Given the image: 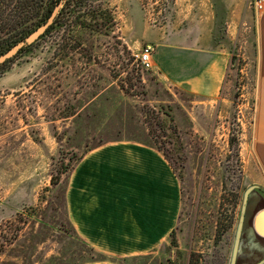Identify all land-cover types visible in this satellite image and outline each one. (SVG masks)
Returning a JSON list of instances; mask_svg holds the SVG:
<instances>
[{"label":"rangeland","instance_id":"obj_1","mask_svg":"<svg viewBox=\"0 0 264 264\" xmlns=\"http://www.w3.org/2000/svg\"><path fill=\"white\" fill-rule=\"evenodd\" d=\"M186 6L185 0H90L0 69V264L114 259L78 235L66 196L82 158L116 140L161 151L181 197L177 244L170 235L117 261L230 264L250 188L244 158L261 12L254 0H195L194 16L186 18L178 14ZM212 11L214 40L231 54L218 97L169 88L142 67L135 55L145 45L135 43L188 21L196 32H209ZM243 254L240 264L263 253Z\"/></svg>","mask_w":264,"mask_h":264},{"label":"crops","instance_id":"obj_2","mask_svg":"<svg viewBox=\"0 0 264 264\" xmlns=\"http://www.w3.org/2000/svg\"><path fill=\"white\" fill-rule=\"evenodd\" d=\"M185 1L187 6L178 14L191 18L195 0ZM214 18L212 11L209 32H196L195 23L188 21L180 29L162 28L140 39L135 47L148 43L155 46L151 69L165 86L218 97L231 54L214 40ZM253 81L244 173L246 181L254 186L250 196L255 208L264 204V11L257 17ZM69 178L67 207L76 232L90 246L114 258L88 264H121L119 258L146 253L162 244L177 225L180 182L164 154L152 145L133 140L100 145L82 158ZM244 241L248 244L246 256L262 252L258 259L264 257V238L253 240L247 232ZM251 241L255 247L249 246Z\"/></svg>","mask_w":264,"mask_h":264},{"label":"trees","instance_id":"obj_3","mask_svg":"<svg viewBox=\"0 0 264 264\" xmlns=\"http://www.w3.org/2000/svg\"><path fill=\"white\" fill-rule=\"evenodd\" d=\"M90 0H0V55L12 49L38 27L43 25L57 6H60L55 21L40 39L53 28L64 16L77 17ZM36 43V42H35ZM35 43L23 46L18 53L0 65L3 69L19 54L29 50ZM177 244L175 229L171 233ZM122 259V258H120Z\"/></svg>","mask_w":264,"mask_h":264},{"label":"water","instance_id":"obj_4","mask_svg":"<svg viewBox=\"0 0 264 264\" xmlns=\"http://www.w3.org/2000/svg\"><path fill=\"white\" fill-rule=\"evenodd\" d=\"M60 6H57L54 12L51 14V16L48 18V20L38 27L36 30L31 32L24 41L18 43L15 45L12 49L8 50L7 52L3 53L0 55V65L5 63L7 60L13 58L18 51L24 46V44H33L37 40L40 39V37L47 31V29L50 27V25L53 23L57 12L59 11ZM254 189V186H250L249 189H247L245 193V199L242 207V214L239 220L238 228H237V233L234 241V247H233V252H232V257H231V262L230 264H240L238 261V256L243 257L244 256V251L247 247L245 239V235L247 232H251L253 235V240L256 238L263 239L264 238V229L262 227V223L264 221V204L261 206L253 208L252 206V199H251V192ZM256 237V238H254ZM259 237V238H258ZM243 240V242H242ZM242 250H240V245L243 246ZM256 243L254 241H251L250 247H255ZM241 252V253H240ZM253 258V257H252ZM251 258V259H252ZM250 259V258H249ZM248 260V258L244 259L242 264ZM253 262L247 261L246 263L251 262V264H264V257L258 259V256L252 259ZM245 263V264H246ZM250 264V263H249Z\"/></svg>","mask_w":264,"mask_h":264},{"label":"built area","instance_id":"obj_5","mask_svg":"<svg viewBox=\"0 0 264 264\" xmlns=\"http://www.w3.org/2000/svg\"><path fill=\"white\" fill-rule=\"evenodd\" d=\"M254 5L258 11H264V0H254ZM154 51L155 46L151 43H148L143 47L140 53L135 55L143 68L147 69L152 67V54Z\"/></svg>","mask_w":264,"mask_h":264}]
</instances>
